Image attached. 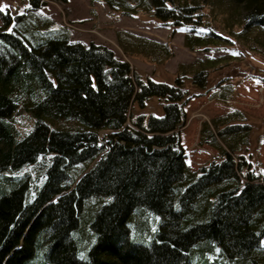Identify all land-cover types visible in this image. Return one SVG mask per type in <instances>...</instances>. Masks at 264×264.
<instances>
[{
  "label": "trees",
  "instance_id": "trees-1",
  "mask_svg": "<svg viewBox=\"0 0 264 264\" xmlns=\"http://www.w3.org/2000/svg\"><path fill=\"white\" fill-rule=\"evenodd\" d=\"M101 1L205 28L185 34L190 50L237 43L264 55V0ZM41 4L0 12V264H264V175L245 153L247 115L234 109L202 124L200 142L219 157L199 170L179 142L196 92L235 96L229 75L208 86L229 57L181 65L172 83L142 78L108 48L71 42L67 28L35 12ZM117 37L125 54L153 63L170 55L167 44ZM153 98L161 115L133 116L132 105L141 111ZM20 109L33 118L24 135Z\"/></svg>",
  "mask_w": 264,
  "mask_h": 264
},
{
  "label": "rangeland",
  "instance_id": "rangeland-1",
  "mask_svg": "<svg viewBox=\"0 0 264 264\" xmlns=\"http://www.w3.org/2000/svg\"><path fill=\"white\" fill-rule=\"evenodd\" d=\"M29 1L0 0V5H7L0 12L11 16L22 14L28 10ZM41 2V6L35 12L67 28L71 42L80 43L85 47L95 44L108 48L116 59L126 61L142 78L149 77L172 83L181 65H192L205 58L228 56L227 62L218 69L210 71L208 86L212 87V83H215L220 75H229L235 85V96L225 101L220 100L216 98L217 88H211L207 93L196 92L184 106L186 118L183 126L178 129V134L185 162L190 169L199 170L214 159L217 160L219 157L217 150L209 144L200 142L202 124L238 109L247 115L248 123L251 125L250 143L245 152L249 154V165L251 169L264 175V55L261 52L250 50L237 43L227 48L190 50L184 44L185 34L189 32L203 34L206 32L205 28L191 31L193 29L188 26L162 22L149 10L123 14L113 11L101 0H66V2L41 0ZM203 12L207 14L204 17L205 21L210 23L214 19L212 10L205 6ZM227 13L225 12V15ZM219 18L223 19V17ZM1 26L3 23L0 18ZM235 30L237 31L238 27H235ZM124 32L162 45H169V57L165 60L159 58L161 60L153 63L146 56L125 54L117 37L118 33ZM138 112L161 115L162 109L160 103L153 98L141 111L132 105L133 116ZM15 118L20 134H26L33 122L32 114L20 109ZM62 123L64 126L70 124L65 121ZM126 124L130 125L129 121ZM111 132L113 131L100 130L98 136L102 140L103 135ZM98 158L99 156L94 161ZM261 244L264 245V236L261 238Z\"/></svg>",
  "mask_w": 264,
  "mask_h": 264
},
{
  "label": "snow or ice",
  "instance_id": "snow-or-ice-1",
  "mask_svg": "<svg viewBox=\"0 0 264 264\" xmlns=\"http://www.w3.org/2000/svg\"><path fill=\"white\" fill-rule=\"evenodd\" d=\"M6 7H7V5H0V10H3ZM9 31H11V29H9Z\"/></svg>",
  "mask_w": 264,
  "mask_h": 264
}]
</instances>
